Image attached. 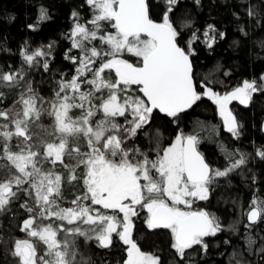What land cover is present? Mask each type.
I'll return each instance as SVG.
<instances>
[{
	"label": "snow or ice",
	"instance_id": "obj_1",
	"mask_svg": "<svg viewBox=\"0 0 264 264\" xmlns=\"http://www.w3.org/2000/svg\"><path fill=\"white\" fill-rule=\"evenodd\" d=\"M85 3L91 19L82 23L80 14L72 13L76 22L64 54L72 74L62 73L49 96L33 86L23 68L0 72V88L18 89L11 106H5L0 91V213L19 201L29 214L20 225L28 238L14 240L9 251L16 264H89L78 252L81 238L102 249L115 247L118 240L127 246L120 264H163L133 239L132 217L140 206L147 208L149 229L170 230V247L184 261L188 250L200 246L206 251L205 238L223 231L219 217L193 210V204L209 200L217 178L246 165L247 155L225 150V164L216 168L198 150L197 134L177 135L164 148L157 143L155 158L127 142L151 127L154 112L179 118L203 97L217 106L224 127L238 138L242 125L228 105L233 100L247 105L253 93L264 92V75L259 84L244 80L224 93L203 81L198 86L191 57L199 30L181 44V32L169 15L177 0H166L158 22L150 16V0ZM248 15L255 13L250 9ZM47 18L42 8L39 19ZM216 32L208 25L203 33L209 48ZM51 48L26 47L25 65L50 72ZM72 49L78 52L73 55ZM256 155L264 160V147ZM66 186L77 190L71 200L64 196ZM243 215L245 229L264 223V197L254 194ZM260 240L264 254V237ZM247 242L256 240L249 235Z\"/></svg>",
	"mask_w": 264,
	"mask_h": 264
},
{
	"label": "trees",
	"instance_id": "obj_2",
	"mask_svg": "<svg viewBox=\"0 0 264 264\" xmlns=\"http://www.w3.org/2000/svg\"><path fill=\"white\" fill-rule=\"evenodd\" d=\"M150 5L151 18L160 21L167 7L166 0H150ZM42 8L47 9V19H39ZM250 9L254 16L248 15ZM74 11L80 14L82 23L91 19L92 12L85 0H0V72L15 73L23 68L33 86L42 95L49 96L55 87L54 81L62 73L70 76L73 71V65L64 59V54L71 45L68 34L76 22L72 16ZM169 15L181 32L182 45L193 31L199 30L200 39L193 44L195 55L191 57L198 86L203 81L223 93L244 80L255 79L260 83L264 75V0H200L199 4L195 0H177ZM186 22L191 26L185 27ZM208 25L217 30V39L211 48L203 36ZM220 32L225 34L223 39L219 38ZM48 45H52L47 57L51 71L44 72L39 66L29 69L22 55L25 48L46 50ZM77 52L72 49L71 54ZM38 59L43 61L45 57ZM0 91L5 93V106H11L18 89L3 87ZM231 107L242 125L238 138L224 127L217 106L203 97L179 118L154 112L151 127L127 142L129 147H136L155 158L157 143L164 148L174 142L177 135L197 134L206 159L218 168L225 164V150L247 155L246 165L226 178L217 179L209 200H197L193 204V208H205L219 217L223 227L215 237L205 238L206 251L195 246L187 251L184 261H179L170 247L173 242L170 230L149 229L145 223L147 209L139 206V215L134 216L133 239L141 250L160 256L163 264H237L238 261L240 264H264V254L259 252L264 223L245 229L248 222L243 215L254 194L264 197V160L256 155L257 150L264 147V92L253 93L247 105L233 100ZM44 123H48L47 119ZM76 191L66 186L64 196L71 200ZM19 205L17 201L8 212L0 213V264H16V258L9 251L11 243L28 238L20 231V225L29 214ZM102 211L112 214L111 210ZM49 222L44 221L45 224ZM249 235L256 240L255 244H248ZM78 244V252L89 264H120L126 257L124 249L127 246L118 240L115 247L109 249L98 248L95 241L85 242L82 238ZM39 250L42 252L44 246Z\"/></svg>",
	"mask_w": 264,
	"mask_h": 264
},
{
	"label": "rangeland",
	"instance_id": "obj_3",
	"mask_svg": "<svg viewBox=\"0 0 264 264\" xmlns=\"http://www.w3.org/2000/svg\"><path fill=\"white\" fill-rule=\"evenodd\" d=\"M250 81V80H249ZM243 84V83H242ZM242 84H240V85H238V86H242ZM234 89V88H233ZM233 89H231V90H233ZM230 90V91H231ZM224 93V92H223ZM228 107H229V109L233 112V109H232V107H231V103L228 105ZM233 114H234V112H233ZM235 115V114H234ZM146 208V207H145ZM147 209V208H146ZM194 209H198V210H200V209H203V210H206L205 208H193V210ZM137 211H139V206H137ZM207 211V210H206ZM132 220H133V223H134V217H132ZM143 251V250H142ZM143 252H145V253H149V254H153L152 252H148V251H143Z\"/></svg>",
	"mask_w": 264,
	"mask_h": 264
},
{
	"label": "flooded vegetation",
	"instance_id": "obj_4",
	"mask_svg": "<svg viewBox=\"0 0 264 264\" xmlns=\"http://www.w3.org/2000/svg\"><path fill=\"white\" fill-rule=\"evenodd\" d=\"M198 148H199V150L203 153V151L200 149V145H198ZM203 155H204V153H203ZM204 157H205V155H204ZM205 159H206V157H205ZM207 160V159H206ZM207 162L208 163H210L208 160H207ZM211 164V163H210ZM212 165V164H211ZM213 166V165H212ZM213 167H215V166H213ZM216 168H218V167H216ZM218 179V178H217ZM194 210H198V209H194Z\"/></svg>",
	"mask_w": 264,
	"mask_h": 264
},
{
	"label": "water",
	"instance_id": "obj_5",
	"mask_svg": "<svg viewBox=\"0 0 264 264\" xmlns=\"http://www.w3.org/2000/svg\"><path fill=\"white\" fill-rule=\"evenodd\" d=\"M154 20V19H153ZM156 21V20H155ZM158 22V21H157ZM192 59V58H191ZM193 62V61H192ZM193 71H194V64H193ZM194 81L196 82V80H195V77H194ZM198 150H199V148H198ZM200 151V150H199ZM201 152V151H200ZM202 153V152H201ZM203 154V153H202ZM207 161V160H206Z\"/></svg>",
	"mask_w": 264,
	"mask_h": 264
}]
</instances>
